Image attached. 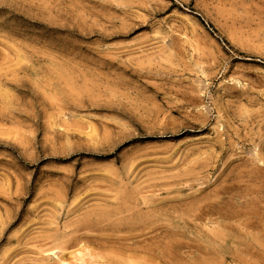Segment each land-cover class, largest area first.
Listing matches in <instances>:
<instances>
[{
    "label": "rangeland",
    "instance_id": "374dc122",
    "mask_svg": "<svg viewBox=\"0 0 264 264\" xmlns=\"http://www.w3.org/2000/svg\"><path fill=\"white\" fill-rule=\"evenodd\" d=\"M0 264H264V0H0Z\"/></svg>",
    "mask_w": 264,
    "mask_h": 264
}]
</instances>
